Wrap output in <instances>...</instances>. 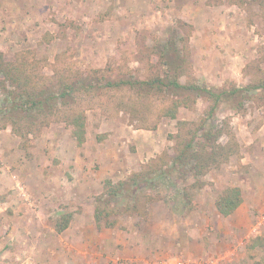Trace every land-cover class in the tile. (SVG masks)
Returning a JSON list of instances; mask_svg holds the SVG:
<instances>
[{
	"label": "rangeland",
	"instance_id": "1",
	"mask_svg": "<svg viewBox=\"0 0 264 264\" xmlns=\"http://www.w3.org/2000/svg\"><path fill=\"white\" fill-rule=\"evenodd\" d=\"M260 2L0 0V52L9 61L21 53L31 63L40 62L37 69L52 78L76 79L77 71L102 74L103 85L106 78L141 80L162 73L153 48L176 32L184 40L182 82L245 87L264 79ZM90 81L97 86L96 79ZM101 90L75 94L71 103L87 113L83 143L58 118L41 129L31 125L34 130H26V136L0 122V264H170L180 259L264 264V249L252 246L255 238H264V88L238 98L242 109L223 103L214 115L213 122L235 134L239 151L196 182L187 174L185 181L152 177L143 185L139 213L128 208L132 187L111 197L108 181L129 180L159 156L172 154L170 135L178 131V120L199 122L211 105L198 98L171 119L160 113L175 98L171 93L127 86ZM221 140L226 143L228 136ZM16 179L26 186L32 206L20 195ZM229 186H239L244 201L224 217L215 202ZM146 194L155 197L153 202L145 201ZM96 208L114 209L108 219L115 226L99 229ZM68 216L72 230L60 233L56 225ZM81 227L87 233L82 238L73 232Z\"/></svg>",
	"mask_w": 264,
	"mask_h": 264
},
{
	"label": "trees",
	"instance_id": "2",
	"mask_svg": "<svg viewBox=\"0 0 264 264\" xmlns=\"http://www.w3.org/2000/svg\"><path fill=\"white\" fill-rule=\"evenodd\" d=\"M259 5L264 7V0H261ZM175 34H177L175 38H170L158 48H153V52L163 63L165 70L162 73L141 80L127 77L106 78L103 85L100 82L102 74L98 78L93 74H88L87 71H77L76 79L69 75L52 78L37 69L42 66L40 62L31 63L21 53H18L14 60L9 61L0 52V95L3 94V99H0V122L5 120L11 123L16 133L26 136L24 134L26 130H34L31 125L41 129L44 122L58 118L65 121L72 129L76 140L83 143L87 138V113L85 109L72 106L71 103L76 99L75 94L91 93L96 89L101 92L104 88L122 90L125 86L146 92V89L150 87L158 94L164 92L175 96L171 103L163 105L160 111L162 116L171 119L177 118L182 107L189 108L198 98L205 99L211 105L205 118L199 122L178 120V131L170 135V139L175 141L172 154L166 152L159 156L132 175L129 180L118 183L108 181L110 189L107 194L111 197H118L121 193L130 191L132 187L133 201L132 206L129 205L128 208H132V213H139L141 208L138 202L144 190L143 185L153 179L152 177L159 179L164 176H177L178 179L185 181L183 175L187 174L194 177L196 182L212 168L228 162L239 151V141L236 140L235 134L229 127L223 128L215 121L213 122L214 115L223 103L231 104L233 108L239 110L242 109L243 103L236 104L238 98L247 97V92L251 89L264 88V79L261 83L245 87L233 85L222 88L205 82L189 80L182 82L181 75L184 73L186 58L182 53L180 42L184 40L181 35L176 32ZM91 72L100 73L101 70ZM93 78L97 80V86L90 81L94 80ZM135 101L132 102L134 107L137 104ZM62 106L65 108H61ZM224 135L228 136L226 143L221 142V137ZM144 196L146 202H153L155 198L152 194ZM242 202L241 188L229 186L218 194L215 205L218 213L227 217L234 214ZM114 211V209L104 211L96 208L95 219L99 229L104 226H115L116 222L108 219ZM104 219L106 222L103 221ZM70 220L69 216L60 220L56 225L57 231L65 230ZM252 246L264 249V238H255Z\"/></svg>",
	"mask_w": 264,
	"mask_h": 264
},
{
	"label": "built area",
	"instance_id": "3",
	"mask_svg": "<svg viewBox=\"0 0 264 264\" xmlns=\"http://www.w3.org/2000/svg\"><path fill=\"white\" fill-rule=\"evenodd\" d=\"M14 178H16V176H14ZM16 187L19 190L20 195L28 202V204L30 206H32V200L31 197L29 195V193L27 192V188L24 185V183L20 180V179H16ZM195 262V261H194ZM170 264H193L192 261L190 260H177V261H173ZM197 264V263H195Z\"/></svg>",
	"mask_w": 264,
	"mask_h": 264
},
{
	"label": "crops",
	"instance_id": "4",
	"mask_svg": "<svg viewBox=\"0 0 264 264\" xmlns=\"http://www.w3.org/2000/svg\"><path fill=\"white\" fill-rule=\"evenodd\" d=\"M243 201H244V200H243ZM242 204H243V202H242ZM242 204H241V205H242ZM241 205H240V206H241ZM236 211H237V210H236ZM232 215H233V214H232ZM232 215H230V216H232ZM228 217H229V216H228ZM71 220H72V218H71ZM71 220H70V223H71ZM70 223H69V226H68L65 230L62 231V233L70 234V233H68L69 230H72V227L70 226ZM69 232H70V231H69ZM73 232H75L76 235L80 234L81 238L84 237V236L87 234L86 231L84 230V228H82V227L80 228V230H77V231H76V230H73ZM60 233H61V232H60ZM41 241H42L41 244H42L43 247L45 248V246H47V245H45V244H46V243H45L46 241L43 240V239H42ZM70 247H72V246H70ZM83 252H85V250H84ZM36 254H38V253H35V255H32V256L35 257ZM18 264H20V263H18Z\"/></svg>",
	"mask_w": 264,
	"mask_h": 264
}]
</instances>
